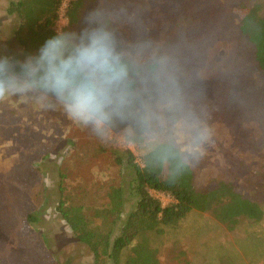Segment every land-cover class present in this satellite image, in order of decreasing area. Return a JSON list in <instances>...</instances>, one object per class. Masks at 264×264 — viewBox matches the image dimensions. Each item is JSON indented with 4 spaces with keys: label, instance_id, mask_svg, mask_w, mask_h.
Returning <instances> with one entry per match:
<instances>
[{
    "label": "rangeland",
    "instance_id": "374dc122",
    "mask_svg": "<svg viewBox=\"0 0 264 264\" xmlns=\"http://www.w3.org/2000/svg\"><path fill=\"white\" fill-rule=\"evenodd\" d=\"M11 1L0 0V56L14 57L21 51L14 37L17 17L7 12ZM68 1L60 8L57 31L67 24ZM252 1L98 3L122 41L160 42L161 50L175 53L195 77L187 91L195 93L196 109L214 129L215 143L192 169L194 186L229 181L243 196L264 205V80L253 45L240 33L233 11ZM54 102V97L34 91L0 103V264H92L90 250L75 239L55 209L59 173L67 174L68 185L92 190L86 202L98 205L105 201V181L116 179L129 187L127 172L118 171L112 152L128 149L140 162L146 151L142 132L131 123L109 126L101 138L91 126L75 125L59 106L47 107ZM94 147L96 152L84 162L79 156ZM151 194L163 206L173 201L163 193ZM129 209L127 203L125 212ZM29 212L37 215L35 224L26 222ZM253 233L264 234V219L252 225L243 221L229 231L210 211L192 212L155 237V245L162 264H262V256L252 258L240 250V240Z\"/></svg>",
    "mask_w": 264,
    "mask_h": 264
},
{
    "label": "clouds",
    "instance_id": "9594fccd",
    "mask_svg": "<svg viewBox=\"0 0 264 264\" xmlns=\"http://www.w3.org/2000/svg\"><path fill=\"white\" fill-rule=\"evenodd\" d=\"M200 73L197 72L196 76ZM192 76L160 42L122 41L104 9L87 12L76 29H61L15 60L0 56V103L40 91L54 97L75 125L103 138L109 126L131 123L145 147L165 165L171 181L196 168L214 146V129L187 87Z\"/></svg>",
    "mask_w": 264,
    "mask_h": 264
},
{
    "label": "trees",
    "instance_id": "16d2710c",
    "mask_svg": "<svg viewBox=\"0 0 264 264\" xmlns=\"http://www.w3.org/2000/svg\"><path fill=\"white\" fill-rule=\"evenodd\" d=\"M63 1L13 0L9 3L7 12L17 17L14 37L21 47L20 53L13 57L15 60L22 61L57 32L55 24ZM98 8V0H69L64 9L67 24L62 29L79 28L83 16ZM233 11L238 15L240 33L253 45L257 69L264 80V0L239 4ZM94 152L96 147L79 157L88 162V156ZM112 153L118 171L127 172L129 187L126 190L116 179L105 181V201L98 205L89 206L86 202L93 196L92 190L68 185L67 174L59 173L55 209L75 239L90 250L92 264H162L155 237L178 226L192 212L210 211L214 220L229 231L238 229L243 221L252 225L264 219L263 203L243 196L229 181L198 189L194 186L192 169L172 182L173 163L165 165L154 152H143L140 162L128 149ZM151 190L166 194L173 201L163 206ZM127 203L131 209L125 212ZM25 220L31 225L38 219L35 213L29 212ZM240 250L252 258L262 256L264 264V234H247L240 240Z\"/></svg>",
    "mask_w": 264,
    "mask_h": 264
}]
</instances>
